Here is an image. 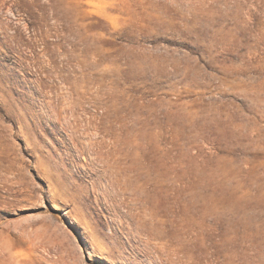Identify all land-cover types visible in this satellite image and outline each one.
Returning a JSON list of instances; mask_svg holds the SVG:
<instances>
[{"label":"rangeland","instance_id":"374dc122","mask_svg":"<svg viewBox=\"0 0 264 264\" xmlns=\"http://www.w3.org/2000/svg\"><path fill=\"white\" fill-rule=\"evenodd\" d=\"M0 264H264V0H0Z\"/></svg>","mask_w":264,"mask_h":264}]
</instances>
